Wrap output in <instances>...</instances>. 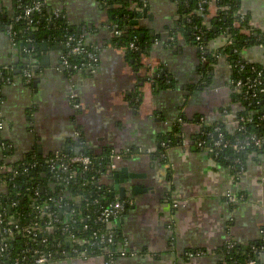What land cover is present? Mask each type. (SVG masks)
Instances as JSON below:
<instances>
[{"label": "crops", "instance_id": "0c3cea01", "mask_svg": "<svg viewBox=\"0 0 264 264\" xmlns=\"http://www.w3.org/2000/svg\"><path fill=\"white\" fill-rule=\"evenodd\" d=\"M18 1L0 0V17H12ZM43 2L84 34L97 50L98 65L93 73H70L59 64L62 43H44L32 62L33 81L27 84L21 75L25 60L0 29V67L9 78L0 90V144L7 145L0 146V166H14L30 154L45 159L79 149L125 153L112 175L127 176L118 186L128 205L114 225L133 255L113 264H221L216 250L228 241H263L264 152L247 156L244 171L235 178L229 166L195 146L202 125L222 123L226 131H234L244 106L232 101L233 68L226 58L204 65L188 36L176 35L182 17L177 1L146 0V16H135L143 48L138 61L112 43V10L119 7L105 0ZM208 9L211 20L217 14L215 3ZM237 13L249 26L242 34L258 32V43L242 49L241 60L261 69L264 82V0H239ZM229 45L225 33H215L207 42L213 52ZM205 66L209 73L204 83ZM163 138L174 139V146L161 151ZM114 183V176H108L103 185L112 200H119ZM4 186L1 182L0 190ZM226 192L241 200L229 205ZM258 258L264 264V251ZM47 264L106 263L89 256Z\"/></svg>", "mask_w": 264, "mask_h": 264}, {"label": "trees", "instance_id": "16d2710c", "mask_svg": "<svg viewBox=\"0 0 264 264\" xmlns=\"http://www.w3.org/2000/svg\"><path fill=\"white\" fill-rule=\"evenodd\" d=\"M32 0H19L17 7L20 6L21 9L25 6L31 4ZM108 6L119 7L113 8L112 16L114 23L113 26H117L118 30L122 31V35L114 39L112 43L119 48L125 49V56L129 60L138 61L140 55L143 53V48L141 50V44L137 51H130L128 48L129 43H131L135 38L139 39V31L134 29L135 26L130 25V18L132 15H137L132 10V7H142L141 0H105ZM210 1V0H208ZM198 2L199 0H178V9L179 14L182 16L179 26L175 29L176 35L183 34L188 36L190 41L195 44V40L190 31V26L196 25L201 26L204 24L205 34H204V45L207 47L208 40L214 36L215 33H225L230 35V45L222 50L213 52L206 48L204 58L206 59L205 65H211L215 61V57H224L230 63L233 68L232 82L235 80L244 81L245 78H252L254 75L251 73V65H244V70L238 72V69L235 68V64L238 60H241V51L245 47H248L251 44H257V37L254 33L258 32L252 30V35L247 36L241 33L242 29H248L247 21L245 20L243 24H238V17L235 15L238 10L239 0H215V5L217 8L226 6L228 11L217 10V14L214 18L210 20L208 18V8L213 4L203 6L202 12L198 13ZM132 5V6H131ZM21 9H16L15 14L10 18L3 19L0 17V29L6 33L7 27L9 24L13 23V30L15 31V42H16V52L19 57L25 60L22 64V68L27 66V68L32 72L33 70V60L36 58L37 54L41 50V47L44 43L57 44L61 43L65 36L71 34H81L79 31H76L73 26L67 21V18L61 13L57 18H53L51 22H47V19L51 17L52 11H50L46 6H44L40 13H35L31 15L33 25L36 29L35 31H30L27 28L29 27L27 20H19L14 22V18L19 14ZM115 12V13H114ZM190 18L191 22H185L184 18ZM235 25H238L235 27ZM112 27V26H111ZM262 41V40H260ZM140 43V42H139ZM143 44V42H142ZM65 51H63L64 53ZM198 54L199 51L197 50ZM218 57V58H219ZM77 62L75 58H70V62ZM210 68V67H209ZM257 71L261 69L253 67ZM202 72V82L205 83V78L208 76V73H205V70H208V67L205 66L204 69L201 68ZM262 71V70H261ZM263 75V73H262ZM8 77V71L0 67V85L2 86L5 78ZM263 77V76H262ZM204 80V81H203ZM264 86V82L262 81ZM233 87V86H232ZM235 92H232V101L240 100L244 106V111L239 114V117H250L252 122L246 124L242 131H239L235 128L234 131L228 132L225 130V127L222 123H218L213 126H203L200 128L199 139H205V145H211L216 140L217 132L214 131L215 128L220 129V133L223 136L224 141H228L231 144L235 143L237 140L243 141L245 137L251 134H261L263 129L262 125L264 124V94L259 96L257 100H246L245 94L246 89H235ZM177 130V128H176ZM202 133L210 134L208 138L203 136ZM164 139V138H163ZM164 143L167 146H174L175 140L170 138L164 139L160 145ZM168 145H167V144ZM163 151L164 148H160ZM200 149V148H199ZM111 150H103L100 154L90 153L88 150H84V154L94 158L95 167H99L98 170L100 174L106 173V166L108 164L106 156ZM159 152V149L156 150V153ZM264 151H258L250 149L245 152H236L232 148H222L213 152L211 155L215 159L217 164L229 166L232 173H235L234 165L235 161H239L242 165L245 164V158L250 155L260 154ZM72 154L76 151H72ZM125 155V153H124ZM123 155V157H124ZM31 156H27L24 160H30ZM126 156V155H125ZM35 160L41 165L30 171L28 176L19 175L9 182L8 179L11 176L10 172L5 170L0 173V180L5 184V186L0 190V203L1 209L5 212L6 216H14L15 223L18 228L26 226L30 223L36 216V211L33 210V205H39L44 202L47 203V210L49 212L57 213L59 223L55 224L54 230L51 234H43V236L36 235L32 239L24 238L20 235L19 230L17 234H14L9 242L8 247L5 251V257L0 258V264H9L12 263L14 259L22 257L23 253L26 255L27 260L25 264H33L34 261V251H38L40 254H50L51 259L55 260L58 258H64L61 256L60 251H68L70 245L67 243V235L69 233L73 234L76 237H79L83 240H88L91 234L98 230L106 228V225L98 224L95 219L97 216L98 209L111 201L113 198L110 197L108 193H104V185L97 183L96 181L92 185L82 186L81 183L89 179L90 175L87 172H82L81 169H77V182H71L69 185H63L61 182H57L53 178V174L49 173L48 168L42 164L43 159L40 157L34 156ZM21 161L16 165L23 163ZM100 164V165H99ZM100 176L97 177L99 179ZM37 183V184H35ZM38 189V197H34L32 193V188ZM103 187L102 189H100ZM99 189V190H98ZM106 190V189H105ZM49 199L53 200V203L47 202ZM12 202H16V207H11ZM60 202L61 208H57L56 204ZM74 211L73 219L77 221L74 225L71 224L69 214ZM125 212V211H124ZM79 214V215H78ZM46 221V219L44 220ZM87 224L89 228L83 230L82 226ZM63 226H69V230L63 234L61 229ZM57 227V229H56ZM114 232L116 234L115 242L121 241L122 234L120 229L114 225ZM45 239V244H42V240ZM234 246L232 248H227V244H224L216 252L222 257L221 264H247L250 260H256L259 262V255L264 251L263 241H258L257 243L240 245L234 241ZM59 244L60 246H57ZM257 251L255 253V250ZM93 251V250H92ZM196 253V252H194ZM96 253H89L86 257L94 256ZM5 259V260H4ZM49 263V262H48Z\"/></svg>", "mask_w": 264, "mask_h": 264}, {"label": "built area", "instance_id": "2783aa9c", "mask_svg": "<svg viewBox=\"0 0 264 264\" xmlns=\"http://www.w3.org/2000/svg\"><path fill=\"white\" fill-rule=\"evenodd\" d=\"M178 2V0H176ZM142 7H136L134 6L135 11L137 13L142 12V10L146 7V0H141ZM214 4L215 0H199L198 2V13L202 12L203 6ZM44 7L43 0H32L31 4L28 6H25L21 9L20 6H18V9H21L19 14L14 18V22H18L19 20H27L30 31H35V27L33 25V21L31 18V15L35 13H40L42 8ZM217 10L220 11H228V7L223 6L220 8H217ZM61 15L60 11L55 10L53 11L51 17L47 19V22H51L53 18H57ZM235 15L238 17V24H243L246 20L245 17L239 13H235ZM185 22L190 23L191 19L185 17ZM190 31L192 32V36L195 40V46L196 49L199 51V58L202 64H206V59L204 58L206 46L204 45V34H205V27L204 24L201 26L192 25L190 26ZM6 34L8 35L9 41L12 45V47L16 50V42H15V31L13 30V23L9 24L7 27ZM110 34L112 38L117 39L122 35V31L117 29V26H112L110 28ZM64 53L61 55L60 58V66L62 69L70 72L75 73L78 71H86L88 73H93L98 65V53L94 46L87 44L85 42V36L83 33L81 34H71L65 36L63 41L61 42ZM140 43L136 38L129 43L128 48L130 51H137L139 49ZM264 47V46H263ZM125 50V49H124ZM217 55L215 58H218ZM70 58H75L77 62L73 61L70 62ZM245 63L242 60H238L235 64V68L238 69V72H242L244 70ZM251 73L254 75L251 79L245 78L244 81L241 80H235L232 82V86L235 89H246L245 99L246 100H257L259 96L264 94V86L262 84L263 81V75L262 71H257L255 68H251ZM21 75L25 82L27 84H31L33 81V74L32 72L27 68V66L23 67L21 69ZM9 82V78H5L3 81L4 83ZM2 84V85H3ZM0 85V90H1ZM252 122V118L250 117H239L236 124V129L239 131H242L244 129V126L246 124H249ZM3 120L1 119L0 115V131L3 129ZM262 133L261 134H251L243 141L237 140L235 143L231 144L228 141L223 140V136L220 133V129L217 127L214 129L215 132L218 134L216 135V140L211 145H205V139L201 138L199 139L195 146L197 148H200L202 150L208 151L210 154L213 152L222 149V148H232L236 152H245L254 149L258 151H264V124L262 125ZM203 136H208L210 134L208 133H202ZM75 136L78 138L79 133L76 132ZM0 146L4 149L7 148V145L1 143ZM162 148H165L166 145L164 143L161 144ZM72 151L69 153H63V152H55L52 155L46 157L43 159L42 164L45 165L49 173L53 174V178L57 182H61L63 185H69L71 182H77V169H81L82 172L89 173L90 177L89 179L84 180L81 185H92L95 181L97 183L103 184L106 177L111 176L112 173L115 172L117 168V164L124 159L123 154L120 152H116L111 150L109 154L106 156V160L108 162L106 166V173L99 172L98 168L95 167V161L94 158L91 156L85 155L83 150L79 149L78 152L72 154ZM41 164L37 162L34 158V156H31L30 160H26L23 163L19 165L14 166H0V173L4 170L6 172H10L11 176L9 177L8 181L12 182L15 177L22 175V176H28L29 172L40 166ZM100 165V164H99ZM235 178H239V176L244 171L243 165L237 160L235 161L234 168ZM99 179H97V177ZM2 181L0 180V183ZM37 184V183H35ZM37 186H34L32 188V193L34 197H38V189L35 188ZM100 188V187H99ZM101 187L100 189H102ZM99 190V189H98ZM106 190L104 189V193ZM107 193V192H106ZM1 198V195H0ZM225 200L226 202L234 206L237 204L241 198L237 196L236 194L232 192H226L225 193ZM47 202L53 203L52 199H49ZM125 201H119V200H111L101 206L97 211V216L95 221L103 225V227L106 225V228L104 229H98L94 231L90 238L88 240H83L79 237L74 236L73 234L69 233L67 235V240L70 241V249L68 251L61 250L60 254L63 257H81V258H87L86 255L89 253L95 252V257H101L104 259L106 264H113L114 260L118 257H125L128 255H133L132 252H130L128 248V244L126 243V240L124 238L121 239L119 242H115L116 234L114 232V222L117 221L121 215L123 214L125 210ZM11 207H16V202H12L10 205ZM56 207L59 209L61 208L60 202L56 204ZM33 210L36 211V216L34 219L28 223L26 226L18 228V226L15 223L14 216L7 217L5 212L1 209V203H0V258H6L5 257V251L8 247V242L10 238L17 234V231L19 230L20 235L27 239H32L36 235L43 236V234H51L54 230L55 224L59 223L58 215L54 212H49L47 210V203L44 202L39 205H33ZM74 211H72L68 216L70 218V222L72 225L76 223V219H73ZM79 215V214H78ZM46 219V221H44ZM69 226H63L61 229L63 234L66 233L69 230ZM89 226L87 224L82 226L83 230H87ZM57 229V227H56ZM264 241V236L262 237ZM42 244H45V239L42 240ZM227 248H232L234 246V243L232 241H228ZM57 246H60L57 244ZM93 250V251H92ZM255 250V249H254ZM257 251L255 250V253ZM200 254V253H199ZM34 255V261L33 264H47L50 262L51 255L50 254H40L38 251L33 252ZM188 256H192L191 253L188 254ZM5 260V259H4ZM27 260L26 255L23 253L22 257L16 258L13 260L12 263L9 264H25ZM247 264H259L256 260H250L247 262Z\"/></svg>", "mask_w": 264, "mask_h": 264}, {"label": "water", "instance_id": "95a60500", "mask_svg": "<svg viewBox=\"0 0 264 264\" xmlns=\"http://www.w3.org/2000/svg\"><path fill=\"white\" fill-rule=\"evenodd\" d=\"M146 14H147V10L146 9H144L143 11H142V13L141 14H137V19H140L141 17H144V16H146ZM130 25H132V26H135V25H137V21L135 20V21H133V22H131V23H129ZM46 47V45L45 44H43L42 45V47H41V49H44ZM121 173V172H120ZM114 176V184H115V188H114V190H115V196L117 197V198H119V200H121V201H125V200H127V196H126V194H125V192H124V190L122 189V188H120L119 186H118V182H122L121 181V179H122V177L125 179V178H127V176H125L124 174H119V173H116V174H114V175H111V177H113ZM115 178H117V180H115ZM129 199V198H128ZM127 205L128 204H125V207H127ZM67 241V243H66V245H70V241L69 240H66Z\"/></svg>", "mask_w": 264, "mask_h": 264}, {"label": "flooded vegetation", "instance_id": "af4514ba", "mask_svg": "<svg viewBox=\"0 0 264 264\" xmlns=\"http://www.w3.org/2000/svg\"><path fill=\"white\" fill-rule=\"evenodd\" d=\"M131 6H132V5H131ZM132 10L136 13L134 6L132 7ZM136 16H137V15H136ZM133 21H135V15H132V17L130 18V23L133 22ZM204 65H205V64H204Z\"/></svg>", "mask_w": 264, "mask_h": 264}]
</instances>
